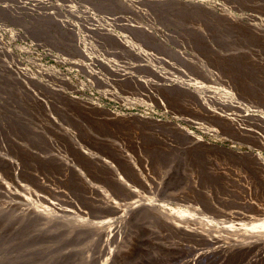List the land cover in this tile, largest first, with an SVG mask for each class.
Listing matches in <instances>:
<instances>
[{
    "label": "rangeland",
    "instance_id": "374dc122",
    "mask_svg": "<svg viewBox=\"0 0 264 264\" xmlns=\"http://www.w3.org/2000/svg\"><path fill=\"white\" fill-rule=\"evenodd\" d=\"M0 264H264V0H0Z\"/></svg>",
    "mask_w": 264,
    "mask_h": 264
}]
</instances>
